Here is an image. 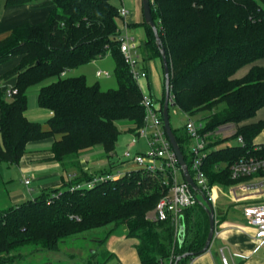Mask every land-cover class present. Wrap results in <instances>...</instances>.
Returning <instances> with one entry per match:
<instances>
[{
    "label": "trees",
    "instance_id": "16d2710c",
    "mask_svg": "<svg viewBox=\"0 0 264 264\" xmlns=\"http://www.w3.org/2000/svg\"><path fill=\"white\" fill-rule=\"evenodd\" d=\"M34 1L7 0L6 5ZM46 5L54 6L46 22L18 26L0 42V59L22 56L14 70L18 94L7 99L0 92V165L18 166L28 144L55 137L61 138L51 153L61 164L96 146L111 154L120 137L118 122H132L135 133L144 125L143 94L120 51L118 8L111 0H50ZM151 10L170 67L171 107L192 118L203 116L197 121L208 135L204 170L209 185L228 188L238 182L230 167L256 155L255 142L264 130V121L255 120L264 108V0H151ZM144 25V55L161 58L153 30ZM109 54L116 62V90L88 86L84 76L63 77ZM34 88L39 89V107L51 113L49 131L26 116ZM226 124L236 126L233 138L242 137L244 145L221 146L216 132ZM173 132L191 168L186 126L184 132ZM93 178L85 174L0 210V264L14 263L13 254L21 248L55 252L67 238L110 226L124 228L136 240L141 264H175L180 257L178 264H186L201 255L210 221L200 202L183 212L179 236L172 215L148 217L168 193L161 175L136 170L93 189L70 190Z\"/></svg>",
    "mask_w": 264,
    "mask_h": 264
},
{
    "label": "crops",
    "instance_id": "0c3cea01",
    "mask_svg": "<svg viewBox=\"0 0 264 264\" xmlns=\"http://www.w3.org/2000/svg\"><path fill=\"white\" fill-rule=\"evenodd\" d=\"M6 1L0 0V42L10 37L13 30L18 26L26 24L38 25L46 22L54 9V6L46 5L50 0H35L34 3L18 6H7ZM122 7L129 11V16L126 20L129 25L128 33L140 45V67L148 72V78L141 80L138 86L142 93L150 94L157 102L156 98L160 95L163 83H165L164 67L161 58L148 59L143 52L145 43L148 40V33L144 25L142 0H121V6L118 10ZM121 25L123 26V21ZM21 59L22 56H10L5 60L0 59V92L5 93L7 90L15 88L18 75L14 73V70L19 66ZM115 69L116 62L114 58L111 55H107L102 59L94 60L89 64L68 71L63 77L84 76L88 86L99 85L100 89L106 92L118 88L117 79L112 81L110 76L99 78L96 73L100 70L108 71L109 73L110 71L115 72ZM115 84H117V88H114ZM38 92L39 89L34 88L29 92L28 96L33 93L38 96ZM163 95H165V90ZM157 103L162 107V100ZM26 116L31 121L41 123L44 131H49L47 124L51 117L49 111L40 107L30 111L28 108ZM255 120L264 121V108L258 112ZM130 126L127 132L131 136L134 135L135 139L128 145V149L136 148V153H145L148 149L146 141L138 138L130 131L134 127L132 122H130ZM60 138L55 137L31 142L27 146V154L23 157L20 164L16 166L23 175L24 185L25 181L30 179L29 186L34 183V189L29 188L27 192L9 189L5 171L9 172L12 166L0 165V193H6L7 199L6 203H0V206L6 204V207L2 208V206L0 210L33 200L44 191L61 188L68 183L70 175L117 174L119 172L122 173L123 169V173L136 171L137 169L132 163H127L126 160L119 161L117 151L107 154L102 146L84 150L76 158H72L64 164L58 163L54 161L51 148L54 142ZM141 140L145 142V149L140 151L139 143ZM255 143L264 144V130ZM254 181L256 180H249V182ZM213 189L216 197V203L213 205L216 215V229L210 250L199 256L191 257L186 264H225L224 259L227 264H264V244L257 248L256 229L249 225L244 216V208L249 204L264 201V196L244 198L241 201H237L231 195V189H220L217 186H213ZM99 230H104L103 236H105L107 241L106 252L109 256L107 264H141L136 250L137 242L127 237V232L124 228L116 229L110 226ZM180 234H182L181 231Z\"/></svg>",
    "mask_w": 264,
    "mask_h": 264
},
{
    "label": "built area",
    "instance_id": "2783aa9c",
    "mask_svg": "<svg viewBox=\"0 0 264 264\" xmlns=\"http://www.w3.org/2000/svg\"><path fill=\"white\" fill-rule=\"evenodd\" d=\"M119 16L123 21L121 32L118 36L120 43V51L124 57L126 64L130 68L133 79L138 83L141 80L148 78V72L142 70L140 67L141 54L140 45L137 40L128 33L129 25L127 18L129 11L122 7L119 10ZM110 55V54H109ZM96 76L108 77V71H98ZM18 94L17 88L9 89L5 92L7 99H12ZM142 106L145 111L144 125L137 131V136L144 139L147 143L148 149L145 153H132L129 148L124 153V158L127 163H132L137 171H144L150 175H161L163 177V184L168 188V193L157 204L154 210L153 220H165L167 216L172 215L176 221L177 229H180V220L183 212L195 206L201 197L196 193L184 178L179 159L168 139L164 128V119L162 107L154 98L148 93H142ZM174 105V96H170V107ZM186 130L189 133L192 144V163L189 168L190 174L195 181L200 191L208 198L214 205L216 197L214 189L209 185L208 178L204 170L205 159L207 153V134H202L201 130L204 124L194 120V118L187 116ZM237 133V128L231 125L220 127L216 135L224 139L234 137ZM238 142L244 145V140L239 137ZM264 146L258 145L254 151L256 155L243 157L236 161L230 167L231 178L235 181L247 180L237 187L230 190L231 195L237 200L241 201L244 198H259L264 196ZM131 172V171H130ZM128 172V173H130ZM126 173L105 174L94 176V178L85 184L75 185L71 187V191L80 189H93L95 186L107 182L109 180H116L121 178ZM249 180H256L249 182ZM30 185V181L25 182ZM244 216L249 225L256 229V240L259 248L264 244V201H258L247 205L244 208ZM180 236V231L178 232ZM225 264L227 261L224 259Z\"/></svg>",
    "mask_w": 264,
    "mask_h": 264
},
{
    "label": "rangeland",
    "instance_id": "374dc122",
    "mask_svg": "<svg viewBox=\"0 0 264 264\" xmlns=\"http://www.w3.org/2000/svg\"><path fill=\"white\" fill-rule=\"evenodd\" d=\"M113 5L117 7L118 9L121 6V0H111ZM135 29V28H133ZM132 29V30H133ZM20 56V55H17ZM21 57V56H20ZM64 76V74H63ZM105 78V77H104ZM110 79L112 81L116 80L115 72L110 71ZM114 88H117V84H115ZM165 90V83H163V88L160 93V95L157 96V102L163 100V97L165 98V95H163V91ZM5 96V93H3ZM28 108L30 111L35 110L36 108H39L38 105V99L37 96L33 93L28 96ZM203 118V116H197L194 118V120H198L199 118ZM170 122L173 129H179L181 132H184V128L187 123V117L184 113L181 111L174 109L170 107ZM235 126L234 124H226ZM225 126V125H224ZM130 122L129 121H121L118 122V128L120 130V137H119V143L117 145L116 151L118 154V160H125L124 153L128 149V145L133 142L134 135L131 136L127 130L130 128ZM236 127V126H235ZM137 136V132H133ZM219 141H224L222 143V147H228V146H237L240 143L236 138H229L224 139L221 136L216 135ZM235 136V135H234ZM218 142V141H217ZM140 151L145 149V142L140 141L139 143ZM136 148L132 149V153H136ZM23 159V158H22ZM137 170V169H136ZM124 172V169L122 170V173ZM106 173H101L98 175H105ZM6 180L9 182V189L11 190H22L27 192V189L33 188L34 189V183L29 186L24 185V179L23 175L20 170L16 168V166H12L10 168V171H5ZM93 175V176H98ZM80 176L70 175L68 183H72L75 181H78V178ZM26 181H31L30 179ZM25 181V182H26ZM247 180H239L234 185L224 188V189H232L234 187L239 186L240 184L244 183ZM85 184V183H84ZM220 189H222L220 186L216 185ZM3 193V192H1ZM0 193V203H6V193L1 194ZM3 206V207H2ZM0 207L5 208V205H2ZM9 208V207H8ZM156 209V208H155ZM154 209V210H155ZM154 210H152L148 217L150 219L151 216L154 214ZM104 230H93L90 232H86L84 234L70 237L64 240V242L60 246L59 251L50 252L46 250H39L38 248L34 247H24L21 248L19 251L13 254V257L16 259L14 260V263L12 264H101L104 261H107L109 259V256L106 252V246L107 241L105 236H103Z\"/></svg>",
    "mask_w": 264,
    "mask_h": 264
},
{
    "label": "water",
    "instance_id": "95a60500",
    "mask_svg": "<svg viewBox=\"0 0 264 264\" xmlns=\"http://www.w3.org/2000/svg\"><path fill=\"white\" fill-rule=\"evenodd\" d=\"M143 4V14H144V20L145 24L150 26L151 29L154 32L155 38H156V43L157 46L160 49L161 52V59L163 61V67H164V77H165V100L163 103V119H164V128L166 131V134L168 136V139L179 159L180 166L184 175L185 180L187 183L192 187V189L196 192L199 193L201 200H199L200 204L204 206L205 210L207 211L209 215V221H210V229H209V235L205 244L204 249L201 251V254L206 253L207 251L210 250L214 235H215V229H216V215H215V209L213 204L208 200V198L200 191V189L197 187L195 181L193 180L189 167L186 164L184 155L180 149V146L177 142V139L175 137V134L173 132V128L171 126L170 122V96H171V72H170V67L168 63V58L166 55V51L163 48L162 41L159 37V32L157 25L154 21V18L152 16V10H151V0H142ZM181 233L184 231V227H181ZM183 241V238H182ZM189 254H186L183 256V258L188 257ZM182 259V257L178 258L177 262L175 264H178L179 261Z\"/></svg>",
    "mask_w": 264,
    "mask_h": 264
}]
</instances>
